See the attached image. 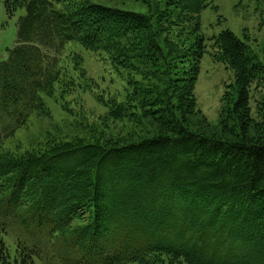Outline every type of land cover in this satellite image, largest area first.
Instances as JSON below:
<instances>
[{
  "label": "trees",
  "instance_id": "trees-1",
  "mask_svg": "<svg viewBox=\"0 0 264 264\" xmlns=\"http://www.w3.org/2000/svg\"><path fill=\"white\" fill-rule=\"evenodd\" d=\"M2 1L10 16L25 12L0 62V264H264V91L257 114L251 106L264 62L230 30L195 34L214 0H142L148 13ZM208 41L235 72L218 129L194 91ZM70 44L125 73L126 99L99 96L109 110L89 135L4 149L49 114L45 96L90 82Z\"/></svg>",
  "mask_w": 264,
  "mask_h": 264
},
{
  "label": "rangeland",
  "instance_id": "rangeland-1",
  "mask_svg": "<svg viewBox=\"0 0 264 264\" xmlns=\"http://www.w3.org/2000/svg\"><path fill=\"white\" fill-rule=\"evenodd\" d=\"M91 1L139 13H148L150 10V6L142 0ZM167 1L151 0L152 4H161L163 9H167ZM24 12L19 9L14 16H10L4 2L0 0V62L8 59V50L17 43V21ZM194 25L193 22L186 24L188 30ZM225 30L232 31L246 42L264 62V0H214V4L200 13L199 30L195 34L202 33L209 39ZM70 48L83 55L90 82L84 83V89L66 95L64 99L45 96L49 114H33L25 125L4 140V149L23 152L50 138L86 134L84 130H89L90 125L100 128V116L109 110V106L99 100V96L118 102L126 99L128 81L125 73H119L109 61L100 59L96 53L87 51L81 45L70 44ZM212 52L211 42L208 41V52L201 60L194 91L198 109L212 127L218 129L228 107L232 106V103L225 100V95L227 91L233 90L235 72L227 64L214 60ZM263 91L264 82L258 88L255 84L252 86L251 106L254 115L255 112L257 114V101L262 99ZM234 96L237 97V92H234ZM37 264L42 263L37 260Z\"/></svg>",
  "mask_w": 264,
  "mask_h": 264
}]
</instances>
